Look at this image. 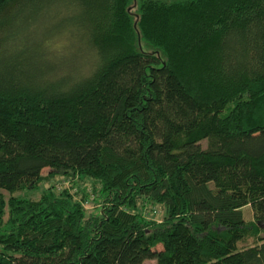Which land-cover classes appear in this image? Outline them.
Returning <instances> with one entry per match:
<instances>
[{
  "label": "trees",
  "instance_id": "trees-1",
  "mask_svg": "<svg viewBox=\"0 0 264 264\" xmlns=\"http://www.w3.org/2000/svg\"><path fill=\"white\" fill-rule=\"evenodd\" d=\"M149 259L264 264V0H0V264Z\"/></svg>",
  "mask_w": 264,
  "mask_h": 264
},
{
  "label": "rangeland",
  "instance_id": "rangeland-1",
  "mask_svg": "<svg viewBox=\"0 0 264 264\" xmlns=\"http://www.w3.org/2000/svg\"><path fill=\"white\" fill-rule=\"evenodd\" d=\"M205 144V140H202L200 142V145L203 146ZM47 168H43L41 171V174H45V172L47 171ZM57 178V177H56ZM56 185L58 184L59 187H65L66 185H68V183H66L65 181L62 180L61 177H58V179L55 180L54 182ZM86 184L91 187V182L88 180V182L86 181ZM47 183L44 181V183L40 184L38 186V190H23V191H19V193H15L16 196H21V197H25V198H29V199H33V198H37L39 196V193L42 190V187L46 186ZM5 196L6 193L3 191L2 192ZM153 206V207H152ZM82 209H84V214L85 216L89 215L90 213H96L97 212V205L96 203L89 199L88 202H84ZM242 213L244 215V219L246 221H251L252 220V213L249 207H243L242 208ZM164 210L162 208V206H157V205H151V209L147 211V213L144 215L145 218H151L156 222L161 221L164 217ZM252 239L253 238H247L244 241H241L240 243H238L239 246L241 245H250L252 243ZM156 248H159V245L156 246ZM153 260L149 259V260H144L141 264H153Z\"/></svg>",
  "mask_w": 264,
  "mask_h": 264
}]
</instances>
